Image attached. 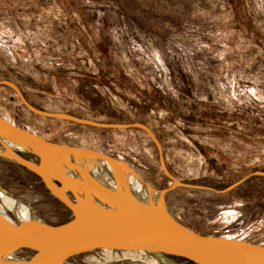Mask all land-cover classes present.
<instances>
[{
  "label": "rangeland",
  "instance_id": "1",
  "mask_svg": "<svg viewBox=\"0 0 264 264\" xmlns=\"http://www.w3.org/2000/svg\"><path fill=\"white\" fill-rule=\"evenodd\" d=\"M0 81L41 111L146 126L170 175L205 187H176L168 210L197 233L264 246V0H0ZM0 116L116 158L153 190L172 185L139 129L41 117L3 85ZM0 190L41 222L71 217L34 175L3 160ZM162 256L104 250L68 264H183Z\"/></svg>",
  "mask_w": 264,
  "mask_h": 264
},
{
  "label": "water",
  "instance_id": "2",
  "mask_svg": "<svg viewBox=\"0 0 264 264\" xmlns=\"http://www.w3.org/2000/svg\"><path fill=\"white\" fill-rule=\"evenodd\" d=\"M0 85L11 88L28 111L41 117L99 129L145 132L158 149L161 171L172 181L168 189L153 190L116 158L47 141L0 116V160L34 175L71 214L59 224L38 219L13 221L0 214V264H68L80 255L104 250L161 254L183 264H264V246L197 233L168 210L165 196L176 187H205L180 183L170 175L160 145L146 126L98 123L41 111L31 106L13 83L0 81ZM133 180L142 182L145 196L136 191ZM19 252L25 256L14 257ZM6 258L9 263H2Z\"/></svg>",
  "mask_w": 264,
  "mask_h": 264
},
{
  "label": "bare ground",
  "instance_id": "3",
  "mask_svg": "<svg viewBox=\"0 0 264 264\" xmlns=\"http://www.w3.org/2000/svg\"><path fill=\"white\" fill-rule=\"evenodd\" d=\"M141 183L142 182H140L139 180H133V187L136 189L137 192H140L141 194H143L144 193V187L142 186L143 184L141 185ZM0 199L4 203L6 209L9 210L10 212L14 213L19 221H34V220H36L34 218L33 214L31 213L30 208L27 205L17 201L16 199L9 196L8 194L3 192L2 190H0ZM0 214H2L3 216H6L4 210L1 206H0ZM159 255H161V254H159ZM9 261H10V258H6V259H3L1 262L2 263L3 262L9 263Z\"/></svg>",
  "mask_w": 264,
  "mask_h": 264
},
{
  "label": "trees",
  "instance_id": "4",
  "mask_svg": "<svg viewBox=\"0 0 264 264\" xmlns=\"http://www.w3.org/2000/svg\"><path fill=\"white\" fill-rule=\"evenodd\" d=\"M70 216H71V214H70ZM19 253H23V252H19Z\"/></svg>",
  "mask_w": 264,
  "mask_h": 264
}]
</instances>
